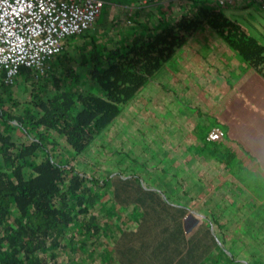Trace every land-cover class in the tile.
Returning <instances> with one entry per match:
<instances>
[{
  "label": "trees",
  "instance_id": "1",
  "mask_svg": "<svg viewBox=\"0 0 264 264\" xmlns=\"http://www.w3.org/2000/svg\"><path fill=\"white\" fill-rule=\"evenodd\" d=\"M221 3L184 0L173 21L159 16L158 26L126 52L111 53L101 45V18L89 32L73 36L78 43L46 58L42 70L20 66L12 83H6L0 69V264H48L49 258L59 264L57 251L65 245L71 246L69 264L76 251L92 258L80 264H201L210 259L218 245L210 208L189 236L182 227L188 206L199 201L186 176L163 181L158 172L159 186L149 187L117 165L98 185L94 174L74 171L58 149L64 141L85 162L94 154L90 147L96 137L119 120L164 62L180 48L202 42L198 32L203 26L264 82V44L229 18ZM205 123L199 125L207 127ZM211 143L214 152L219 144ZM221 151L228 155L217 159L231 163L233 154ZM92 186L103 190L101 196L112 194V206L123 209L113 224L118 227L109 226L115 213L111 207L96 208L99 193L90 196ZM258 235L255 239L262 242ZM102 242L112 244L109 254L100 252Z\"/></svg>",
  "mask_w": 264,
  "mask_h": 264
},
{
  "label": "rangeland",
  "instance_id": "2",
  "mask_svg": "<svg viewBox=\"0 0 264 264\" xmlns=\"http://www.w3.org/2000/svg\"><path fill=\"white\" fill-rule=\"evenodd\" d=\"M225 14L237 22L241 20L250 35L264 44V4L237 5ZM112 35L107 40L100 39L111 53L126 52L142 34L135 31L123 37L119 33ZM198 35L202 42L180 48L177 58L165 61L161 73L157 78L154 74L134 95L119 120L96 137L90 147L94 154L90 153L85 162L64 141H60L58 152L64 154L74 171L94 174L98 185H103L108 170L117 171L120 165L149 187L159 186L158 172L163 181L186 176L192 195L199 201L188 206L182 227L189 236L203 221L204 213L212 211L211 222L214 219L218 238L210 259L201 264H264V172L260 171L264 170V82L210 27L203 26ZM78 42L73 37L69 46ZM205 67L210 70L204 71ZM200 122H206L207 127ZM231 124L252 138L245 142L251 152L260 155L259 162L255 163L246 151L229 164L217 159V155H228L221 151L223 148L233 156L242 151V139L235 140V135L230 134ZM211 141L219 144L214 152L208 147ZM201 147L203 150H198ZM91 189L90 196L99 193L96 208L111 207L115 211L109 218L112 227L123 209L112 206V194L101 196L102 189ZM258 233L262 242L255 239ZM111 247V243L102 242L100 252L109 254ZM70 248L65 245L57 251L59 264L70 263ZM75 256L74 264L92 261L83 252L76 251Z\"/></svg>",
  "mask_w": 264,
  "mask_h": 264
},
{
  "label": "built area",
  "instance_id": "3",
  "mask_svg": "<svg viewBox=\"0 0 264 264\" xmlns=\"http://www.w3.org/2000/svg\"><path fill=\"white\" fill-rule=\"evenodd\" d=\"M101 6V0H0L4 82L12 83L20 66L42 69L46 58L60 52L64 39L94 23Z\"/></svg>",
  "mask_w": 264,
  "mask_h": 264
},
{
  "label": "crops",
  "instance_id": "4",
  "mask_svg": "<svg viewBox=\"0 0 264 264\" xmlns=\"http://www.w3.org/2000/svg\"><path fill=\"white\" fill-rule=\"evenodd\" d=\"M78 1L84 2L86 0H78ZM101 1H102V6L100 13L97 16L95 23H92V25L87 30L89 32V30L93 29V27L96 24H98V20L103 18L104 20L102 24H103L104 33L102 35V38L106 39L110 37V34H114V33H119L120 36L123 37L125 34L133 33L135 31L139 32V34L148 33L149 30L153 31L155 27L158 26L157 21L159 16L164 15L167 18V20L173 21V17L174 15H176L175 13H177L178 11L177 4L182 3L184 0H101ZM229 1L231 2L230 4L227 3L226 1L223 2L227 4L226 8L223 9L224 13L230 11V8L231 10L236 9L237 5L240 7H243V5L247 6L248 4L246 3L249 1H253L254 2L253 4H256L255 0H229ZM104 7L106 8L105 11H103ZM239 22L241 23L242 21L239 20ZM69 39L70 40L73 39V36L72 38ZM70 40L66 44V39H65L62 43V48L68 47ZM33 69H35V71L37 70L36 68ZM254 125H257V122H255ZM228 127L231 128L230 129L231 136L235 135V140L237 138L242 139L241 142L242 151H240L235 156H232L233 158L232 161L233 160L235 161L240 153L246 151L247 154L250 155L255 160V163L259 162L260 155L255 154V152H251V148L248 147L247 143L245 142L247 138L252 139L251 137L248 136V133L239 132L240 128L238 125L231 124ZM260 171L264 172L263 169H260Z\"/></svg>",
  "mask_w": 264,
  "mask_h": 264
},
{
  "label": "clouds",
  "instance_id": "5",
  "mask_svg": "<svg viewBox=\"0 0 264 264\" xmlns=\"http://www.w3.org/2000/svg\"><path fill=\"white\" fill-rule=\"evenodd\" d=\"M221 1L224 2L225 0H221ZM227 1H229V0H227ZM227 1H226V2H227ZM259 1H260V0H259ZM261 2H262V1H261ZM262 3H263V2H262ZM94 22H95V21H94ZM71 37H72V36H71ZM62 43H63V42H62Z\"/></svg>",
  "mask_w": 264,
  "mask_h": 264
}]
</instances>
